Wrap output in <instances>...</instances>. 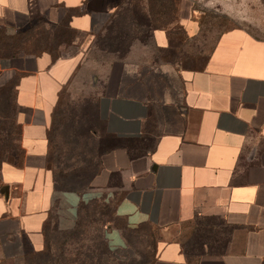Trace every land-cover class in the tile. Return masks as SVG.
<instances>
[{"label": "crops", "instance_id": "crops-1", "mask_svg": "<svg viewBox=\"0 0 264 264\" xmlns=\"http://www.w3.org/2000/svg\"><path fill=\"white\" fill-rule=\"evenodd\" d=\"M125 2L0 0L6 37L35 24L86 39L71 55L23 45L0 55V136L14 137L19 152L0 160V264L43 251L46 226L69 231L80 204L102 198L125 227L160 231L150 264H264V38L242 28L221 32L199 67L100 65L91 133L99 171L86 190L56 189L49 129L60 94L85 66L87 40ZM177 24L197 34L187 14ZM152 42L172 48L163 29Z\"/></svg>", "mask_w": 264, "mask_h": 264}, {"label": "rangeland", "instance_id": "rangeland-1", "mask_svg": "<svg viewBox=\"0 0 264 264\" xmlns=\"http://www.w3.org/2000/svg\"><path fill=\"white\" fill-rule=\"evenodd\" d=\"M165 1L172 8L168 18L177 17L173 23L164 25L173 32L170 50H157L151 32L145 34L146 28L135 30L139 16L149 5L156 8L158 0H126L118 15L87 40L85 66L62 90L49 129V162L57 169L64 186L86 183L98 166L101 142L91 133L98 129L95 98L102 88L94 79L100 65L120 59L141 64L171 61L179 62L183 68H195L202 65L217 36L225 30L242 28L255 37L264 38V0ZM186 14L198 24L193 38L178 31V19ZM47 29L44 25L31 24L7 38L0 34V55L7 53L8 44L65 56L75 53L80 48L78 45L86 42L83 35L66 31L52 33ZM170 80L177 86L175 77ZM18 154L15 138L0 136V160L15 159ZM110 211V205H84L75 230L67 234H48L43 252L29 254L16 264H150L160 231L147 225L127 228L121 220L112 218Z\"/></svg>", "mask_w": 264, "mask_h": 264}, {"label": "trees", "instance_id": "trees-1", "mask_svg": "<svg viewBox=\"0 0 264 264\" xmlns=\"http://www.w3.org/2000/svg\"><path fill=\"white\" fill-rule=\"evenodd\" d=\"M125 4L126 3H124V5ZM124 5L116 12V15L115 16L118 15V13L124 7ZM171 9H172L171 8V5H169L168 3H166L165 0H158V2L156 3V8H153V5H149L147 7V11L143 12L139 16V19L137 20L138 23H135V30L137 31L138 30L137 28H139V27L140 28H143L144 27V28H146L145 29V34L148 33V32H151V36H152V33H153L154 30H156V29H163L166 32H168V34L172 35V33H173L172 30L165 27L166 26L165 24L173 23V19L174 20L177 19V17H175V18L174 17L173 18L171 17L170 19L168 18L167 14H170L171 13V11H172ZM178 31L179 32L182 31L181 28H180V26H178ZM0 34L2 35V37L7 38L1 31H0ZM134 38H136V36H134ZM7 46L9 47L8 48V51H5L7 53H4V54H9L10 51L12 53V51L14 50L13 48L15 46L8 45V44H7ZM10 94L11 93H10L9 90H6V92L4 93L5 100L7 102H6V104H3L2 105V113L3 114L6 112V110H9V108L11 106L10 103H9ZM98 158H99V155H98ZM98 171H99V162H98V166H97L96 170L91 174V176L89 177V180L86 183H83L82 185L80 184V185H77V186H68V185L67 186H64L63 184H61L60 178L57 176V169H56L55 170V175H54L55 187L58 190H67V191H77V192H81V191L86 190L88 188V185L90 183V180L92 179V177L95 174H97ZM91 203H98V204L101 203L104 206L110 205V207H111L110 216L112 218H115L114 217L113 205H112V203L110 201H107L106 202L102 198V199H92V200H90L88 202H82V204H80V206L78 207V216H77V220H76L75 226L71 230H69V231H59V230L55 229V227H51V226H46L44 228V236H45V247H44V250H45L46 245H47V237H48V234H50V233L67 234V233H70L71 231L75 230L76 227L78 226V222H79V218H80V216H79L80 215V210L82 209V207H84V205L91 204ZM43 251H41V252H43ZM41 252H39V253H41ZM39 253H33V254H39Z\"/></svg>", "mask_w": 264, "mask_h": 264}]
</instances>
